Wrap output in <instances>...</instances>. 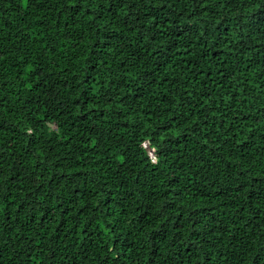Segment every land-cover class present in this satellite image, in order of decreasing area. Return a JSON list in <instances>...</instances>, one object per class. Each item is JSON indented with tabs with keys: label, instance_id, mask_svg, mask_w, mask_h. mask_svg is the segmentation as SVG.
<instances>
[{
	"label": "trees",
	"instance_id": "16d2710c",
	"mask_svg": "<svg viewBox=\"0 0 264 264\" xmlns=\"http://www.w3.org/2000/svg\"><path fill=\"white\" fill-rule=\"evenodd\" d=\"M0 264H264V0H0Z\"/></svg>",
	"mask_w": 264,
	"mask_h": 264
}]
</instances>
